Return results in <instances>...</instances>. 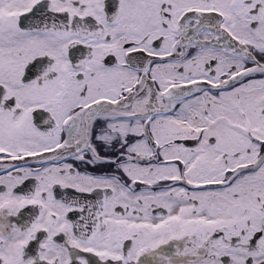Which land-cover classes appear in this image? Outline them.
Returning <instances> with one entry per match:
<instances>
[{"label": "snow or ice", "instance_id": "obj_1", "mask_svg": "<svg viewBox=\"0 0 264 264\" xmlns=\"http://www.w3.org/2000/svg\"><path fill=\"white\" fill-rule=\"evenodd\" d=\"M0 264H264V0H0Z\"/></svg>", "mask_w": 264, "mask_h": 264}]
</instances>
